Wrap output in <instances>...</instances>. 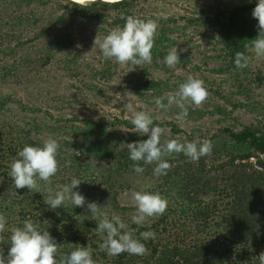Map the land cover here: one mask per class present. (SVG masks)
Listing matches in <instances>:
<instances>
[{"label":"rangeland","instance_id":"1","mask_svg":"<svg viewBox=\"0 0 264 264\" xmlns=\"http://www.w3.org/2000/svg\"><path fill=\"white\" fill-rule=\"evenodd\" d=\"M69 1L52 0L45 3L47 0H33L28 4L23 0H0V21H7L8 25H13L11 21L17 19L19 15L39 8L44 9L48 14L52 12L59 14L71 4ZM252 1L140 0L136 4L134 3L135 5L132 4L127 8L144 17L160 15H164L166 18L174 17L178 23L183 24L187 20L183 17L197 16L203 12H214L215 10H223L224 14H229L231 9L236 6L248 5ZM58 2L62 3L63 8ZM197 9H201V11ZM116 12L117 9L109 11L111 15ZM252 12L251 9H248V11H245V14H250L253 18ZM253 22L258 25L257 19L253 18ZM157 23L160 26L163 25L162 21H157ZM4 27L7 29L8 26ZM170 35L173 41L170 42V45L164 47L163 55L159 54L156 56L152 53V62L150 64L144 63L136 66L128 63L124 65L123 72L129 75L131 73L130 76L135 77L134 80L128 79L124 81L122 79H112L106 82L95 80V83H91L85 80L81 82L73 78L67 80L62 78L58 82L55 79L49 80L51 78L48 75L52 73L49 67L43 69L41 72L33 71L41 79L23 80L26 73L25 69L33 66L35 63H28V59L25 58H22L24 63L21 60H15L22 53H15L13 51L5 53L0 50V99L3 97H12L13 99L0 112V125L4 124L3 128H0V154L9 148L16 149L25 138L24 130L31 129L33 135L35 132L34 127L41 129V133H36V137L32 140L42 143L50 137L55 138L62 145L61 153L64 158L66 159V157L71 155L73 163L77 167L74 170L75 178L82 182L73 191H79L86 197L87 201L97 202L101 210L109 212V210H112V207L107 202V197L111 194L102 192L106 184L103 182V173L105 176L111 177L109 182L115 184V188L111 189L114 190L112 194L117 196V203L121 206L135 208L131 199L133 191L144 190L150 192V188H153L157 192V189H159L156 178H151L150 175L144 178L142 174L130 172L131 166H126L125 164L126 158L130 160L127 144L139 141V138L142 137L144 139L148 138L147 135L141 136L135 132L134 126L125 124L126 120L131 121L132 118L131 113L124 108L127 102H131L137 111H148L153 116V119L157 123L154 126L158 125L164 129V135L161 137L162 142L168 139H178L181 142L195 141L201 143L211 139L215 133H221V130H225L226 128L240 131L247 124L259 123L258 125L264 126V57H256L252 50V45L246 50L245 55L249 56L250 62L248 69L244 71V69L236 68L235 59L232 58L231 54L224 47L226 40L213 33L207 25L196 27L192 24L184 32H175ZM4 41H8V35L4 36ZM174 47L178 49L180 62L175 68H169L164 63V57ZM88 52L89 54L91 53L89 50ZM84 56L87 57L85 53ZM122 66L119 65L118 70H121ZM3 67L7 69L9 74L4 75ZM48 71L49 74L46 75L45 72L48 73ZM28 73H31V71ZM260 73L263 76L262 81L258 80ZM189 76L203 80L210 95L207 101L199 107L188 103L186 105L188 110L187 117L178 120L177 117L181 112L179 107L172 105L167 111H164L156 107L155 100L165 97L167 94H175L178 91L179 85L185 82ZM163 102L166 104L167 100L165 99ZM22 105L25 107L23 108ZM42 108L46 109V113ZM76 116L81 119L91 118L110 123L106 129L108 134L91 135L92 139H96V141L107 146L111 150L110 153L104 157L88 156L87 154L79 156L81 151L77 146L73 145L76 141L78 143L82 142V131H75L76 134H74V129L71 127L74 121L69 120ZM172 124H175L180 130L175 132L172 129ZM68 128L71 134L67 132ZM225 136L228 137L227 135ZM68 141L71 144H67ZM229 149L230 147L228 146ZM215 154L216 152L213 149L210 155L202 157L207 168H209V165H218L226 159L222 156H215ZM102 155H104L103 152ZM179 156L181 157V155ZM15 157L12 153L8 155L6 153V157L1 154L0 159L4 160L3 163L5 165L0 167V192L4 194L7 192L10 196L19 193L21 195L20 199H24L25 204L29 198L36 197H34L31 206L26 205L27 208H30L27 212H25L26 210H22L25 208L20 203L16 205L10 201L8 205L3 204L1 206L2 208L7 207L10 212L9 216H6L7 228L17 226L23 219V221L27 219L34 221L37 205L40 202H44V197L47 198L48 196L47 190L44 189L49 186H46L42 181H38L40 193L33 190V196L31 197L28 194L29 189L27 187L16 189L12 178L9 175L6 177L3 175V171L10 173V164ZM75 158H78V161ZM166 159L171 164L168 172L171 174L170 179H173L176 176V171H178L174 167L183 160H176L179 157L175 153L166 157ZM83 162H91L95 165L94 172L99 178L85 171ZM129 163L131 164V162ZM150 166L154 170L155 165ZM117 170H119V173H116ZM152 176L157 177L153 174ZM215 176L222 179L224 173H218ZM160 177L162 178L163 175L158 178ZM93 180L96 184H99L98 181H100L101 192L89 190V185ZM70 182L66 183L70 184ZM121 183H123V187H119ZM9 185H13V188H8ZM63 185L65 183L60 179L59 174H56L50 187L55 192ZM203 198H205V201L213 199V201L220 202L214 193H210L206 197L203 196ZM177 203V201L171 200V207L167 208V214L172 216V220H168V227L174 232L175 230L183 232L184 228H186L185 226L195 227L196 225H192L190 218H188L191 216L189 212L185 215H180V212L173 215L174 209L179 208ZM66 204L69 207L71 206L72 211L80 209V212H75L77 213L75 214L76 218L81 220L87 218L90 220V212L87 210L86 205L84 207H74L71 202H67ZM135 210H129L123 215V217L127 215L125 218L121 217L129 228L133 225L131 216ZM110 213L112 214V212ZM109 216L111 215L109 214ZM156 219L157 217L150 219V223L152 224ZM205 220L201 218L202 223H205ZM90 221L96 223L93 226V231L88 233V235L85 233L77 234V239L78 242L93 243L92 256H96L94 259L99 260V254V257H101V253L104 251H100L99 248L97 249L96 245L100 244L103 238L96 231L97 222L94 220ZM175 222L176 224L172 225ZM171 229L164 233V240L175 237ZM57 242H59V239H57ZM226 247L229 249V257L232 255V252L234 255H241L237 259L228 258L226 264H250V259L252 261L257 260L255 264H260L259 256L261 253L255 255L250 252L245 253L246 247L244 249L231 243H227L221 248L225 249ZM127 256V264L131 262V259L128 258L135 257L138 260L137 255L128 254ZM107 257L108 260L115 258V256H109L108 254ZM152 257V253H149L148 257L144 255L139 256L138 264H144L147 259L151 260ZM147 264H151L150 261Z\"/></svg>","mask_w":264,"mask_h":264},{"label":"trees","instance_id":"2","mask_svg":"<svg viewBox=\"0 0 264 264\" xmlns=\"http://www.w3.org/2000/svg\"><path fill=\"white\" fill-rule=\"evenodd\" d=\"M23 1L29 4L33 0ZM50 1L52 0H47L45 3ZM138 1L140 0H119L115 2L97 0L79 3L70 0L71 4L59 14L53 12L48 14L44 9L39 8L19 15L17 19L11 21L13 25H8L7 21L1 20L0 50L5 53L12 51L22 53L15 60H21L24 63L22 58H25L28 59V63H35L25 69L26 73L23 80L41 79L33 71L41 72L49 67L52 72L51 75L49 71L48 73L45 72L46 75L49 74L48 76L51 78L49 80L55 79L59 82L62 78L64 80L73 78L81 82L85 80L95 83V80L106 82L112 79H122L123 81L135 79V77L130 76L131 73L129 75L123 72V67L126 64L122 66L121 70H118V66L122 64L104 58L99 44L94 47V40L97 35L102 40L113 29L122 28L128 16L145 21L149 19L156 22L162 21L163 25H158L154 48L152 49V53L156 56L163 55L164 47H167L173 41L171 33L184 32L192 24L196 27L207 25L213 33L223 37L226 40L224 47L233 59H235V54L238 51L246 54V50L252 45V40L258 36V28L253 22V18L250 14H245L248 9L253 11L258 3L256 0L248 5L236 6L231 9L229 14H224L223 10H215L214 12H203L197 16L183 17L187 19L183 24L178 23L174 17L166 18L164 15L144 17L127 8L132 4L135 5ZM59 5L62 6V3H59ZM112 9H117V12L113 15L109 13ZM197 10L201 11V9ZM223 14L224 16H222ZM4 26H8L7 29ZM5 35H8L7 42H3ZM88 50L91 51L90 54ZM84 53L87 57L84 56ZM247 69L248 67L244 71ZM2 70H4V75L9 74L4 67ZM29 71L32 75L28 73ZM262 77L260 73L258 80L262 81ZM11 100L13 101L12 97L0 99V112ZM22 107L25 106L22 105ZM42 109L46 113V109ZM69 120L74 121L71 125L74 134H76L75 131H82V133L80 132L83 137L82 142L78 143L73 140L75 142L73 146H77L81 151L79 156L87 154L88 156L104 157L111 152L107 146L91 138V135L108 134L106 129L110 124L109 122L91 118L81 119L78 116ZM56 124L58 125V123ZM125 124L133 126L131 121L128 120L125 121ZM155 124L157 123L154 120ZM258 124L244 125L240 131L226 128L221 130V133H215L209 139L216 152L215 156H222L226 159L218 165H209V168H207L204 158L201 157L202 159L197 161L198 163H193V161L187 160L188 158L183 153H180L178 154L179 159L176 160L183 161H180L174 167L178 170L176 176L170 179L171 174L168 172L167 175L158 178L152 176L153 170L150 165H143L141 162V166L145 168L142 176L147 178L150 175L151 178L157 179V187L159 188L157 192L168 200V207H171V200L178 202L179 208L174 209L175 213L173 212V215L179 212L180 215H185L189 212L191 216L188 218H190L191 224L196 225L193 228L185 226L183 232L176 230L174 232L168 227V220L171 221L172 216H169L167 212L162 216H158L152 224L150 223V228L147 226L136 227L137 225L133 224L130 229L134 231L136 237H139V233L142 231L150 230L156 234L155 239L142 240L148 249L144 256L148 257L149 253H152L153 256L151 260L147 259L144 264L149 261L151 264H226L228 258L237 259L241 256L234 255L232 252L229 257V249L227 247L225 249L221 248L227 243L238 245L244 249L247 248L245 253L250 252L253 255L264 253V126ZM33 125L35 126V124ZM3 126L4 124L0 125V128H3ZM34 128L33 135L31 129L24 130L25 138L16 149L9 148L1 154L5 157L6 153L7 155L12 153L16 156L18 151L26 145L42 147L44 141L39 143L32 140L36 137V133H41V129ZM172 129L175 132L180 130L175 124H172ZM67 132L71 134L69 128ZM146 139L142 137L139 138V141ZM67 144H71V142L68 141ZM59 145L57 159L60 170L57 174L65 184H68L66 182L76 177L74 170L77 167L74 165L71 155L65 156L66 159L64 158L61 153V143ZM228 146L230 147L229 150ZM102 152L104 155H102ZM77 159L75 158V160ZM67 161L71 162L70 166H65ZM3 162L4 160L0 159V167L5 165ZM125 164L131 166L130 172H134L133 161L126 158ZM94 166L91 162H83L84 170L99 178L94 172ZM218 170H220L218 173H224L222 179L215 176L218 174L216 173ZM3 172L5 177L9 175L8 171ZM116 173H119V170ZM102 176L104 178L103 182L106 183V188L104 187L102 192L111 194L107 197V202L110 203L112 210H109V212L101 211L110 215V212H115L123 217L129 210L135 209L117 203V196L112 194L114 190H111L115 188V184L109 182L110 176H105L104 173ZM91 182L89 190L101 192L100 181H98L99 184L94 183V180ZM123 186V183L119 184V187ZM8 188H13V185H9ZM150 190V192L156 193L155 189L150 188ZM210 193H214L220 202L213 201V199L205 201L203 196L206 197ZM28 194L31 197L33 196L30 191ZM20 197L19 193L10 196L7 192L6 194L0 192V213L9 216L10 212L7 207L2 208L1 206L3 204L8 205L10 201L16 205H19V203L24 205L23 208L25 209L22 210L27 212L30 208H27L26 205L31 206L36 196H33L32 199L29 198L26 204L24 199H20ZM36 209L37 213L33 222H39L41 231L48 230L50 232L58 244L61 255H70L71 251L78 246L87 247L90 245L93 249V243L78 242L77 239V234L85 233L88 235L93 231V226L96 225L95 222L92 223L87 218L83 220L76 218L75 214L77 213L75 212H80V209L72 211L71 206L69 207L66 204L64 207L52 210L44 202H40ZM201 218L206 219V222L202 223ZM23 220L15 227H23ZM175 224L176 222L172 225ZM170 229L174 232L175 237L164 240V233L170 231ZM10 235L11 228H8V231L4 233L3 243H0V254H4L5 257H7L11 246ZM57 239L60 243L57 242ZM96 246L98 249L99 244ZM127 255L128 253L125 252L108 260L104 251L101 253V257H99V254V260L94 259L96 256L93 259L96 264H127ZM137 256L139 260V255ZM128 259H131L130 264L139 263L135 257ZM256 261L250 259V264H255Z\"/></svg>","mask_w":264,"mask_h":264},{"label":"clouds","instance_id":"3","mask_svg":"<svg viewBox=\"0 0 264 264\" xmlns=\"http://www.w3.org/2000/svg\"><path fill=\"white\" fill-rule=\"evenodd\" d=\"M253 18L258 20V36L252 40V50L256 57H264V0H258L252 12ZM158 32V23L154 20H142L128 16L122 28L117 27L103 37L94 40L99 44L104 58L114 60L119 64H141L152 62V49ZM186 51V50H180ZM180 62V54L177 48L169 50L164 57V63L169 68H175ZM250 58L244 52H236L235 66L237 69H245L249 66ZM210 93L205 87L204 81L194 76H189L185 82L179 85L175 94H167L157 98L155 105L158 109L167 111L172 105L181 109L177 119L182 120L188 115L186 105L191 103L197 107L207 101ZM167 100L165 104L163 101ZM125 110L131 113V123L135 132L141 136L147 135L146 140H140L127 144L130 160L134 162L133 171L142 174L145 171L143 165H155L153 175L159 177L167 175L171 164L166 157L173 153H183L190 161L197 162L201 157L210 155L213 150L211 140L204 142H181L178 139L161 141L164 129L154 126L153 116L144 110L137 111L131 102L125 104ZM60 145L55 138H48L43 146L26 145L18 151L10 164L9 176L16 189L27 187L30 192L36 190L40 193L38 181L46 186L48 196L44 203L52 210L64 207L71 202L74 207L87 206L90 212V220L97 222L96 231L102 235L103 242L99 244V250L105 251L109 256H117L127 252L130 255L143 256L148 249L142 240L155 239L153 231H142L136 237L134 231L115 212L109 216L101 211L97 202H89L79 191H73L82 183L73 177L70 184H65L59 190L53 192L50 185L53 177L60 170L57 159ZM71 162H65L70 166ZM105 187V186H104ZM106 188V187H105ZM131 199L135 206V212L131 216L133 224L148 228L151 227L150 219L162 216L168 208V200L161 193L144 190L133 191ZM7 218L0 213V243L4 241V233L8 231ZM106 234V235H105ZM10 249L7 257L0 254V264H96L92 256L91 246H78L70 255H61L58 244L48 230L41 231L39 222L27 219L23 227L11 228ZM260 264H264V253L259 256Z\"/></svg>","mask_w":264,"mask_h":264},{"label":"bare ground","instance_id":"4","mask_svg":"<svg viewBox=\"0 0 264 264\" xmlns=\"http://www.w3.org/2000/svg\"><path fill=\"white\" fill-rule=\"evenodd\" d=\"M73 1H76V2H79V3H86V2H89V1H97V0H73ZM104 1L115 2V1H119V0H104Z\"/></svg>","mask_w":264,"mask_h":264}]
</instances>
